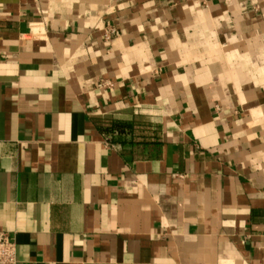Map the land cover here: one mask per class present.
<instances>
[{
    "label": "crops",
    "instance_id": "0c3cea01",
    "mask_svg": "<svg viewBox=\"0 0 264 264\" xmlns=\"http://www.w3.org/2000/svg\"><path fill=\"white\" fill-rule=\"evenodd\" d=\"M0 229L15 264H264V0H0Z\"/></svg>",
    "mask_w": 264,
    "mask_h": 264
},
{
    "label": "built area",
    "instance_id": "2783aa9c",
    "mask_svg": "<svg viewBox=\"0 0 264 264\" xmlns=\"http://www.w3.org/2000/svg\"><path fill=\"white\" fill-rule=\"evenodd\" d=\"M118 33L113 25H108L105 30V38L111 39ZM17 260V244L14 236L6 230L0 229V264H15Z\"/></svg>",
    "mask_w": 264,
    "mask_h": 264
},
{
    "label": "trees",
    "instance_id": "16d2710c",
    "mask_svg": "<svg viewBox=\"0 0 264 264\" xmlns=\"http://www.w3.org/2000/svg\"><path fill=\"white\" fill-rule=\"evenodd\" d=\"M129 124L127 122H116L113 125L107 126L106 130H110V131H124L126 127H128ZM121 136L118 137V139H120Z\"/></svg>",
    "mask_w": 264,
    "mask_h": 264
}]
</instances>
